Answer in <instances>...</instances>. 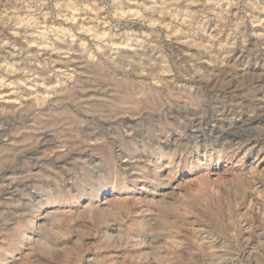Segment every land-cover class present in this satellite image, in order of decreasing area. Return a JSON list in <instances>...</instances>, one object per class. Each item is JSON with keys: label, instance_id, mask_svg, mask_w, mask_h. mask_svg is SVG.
Here are the masks:
<instances>
[{"label": "rangeland", "instance_id": "rangeland-1", "mask_svg": "<svg viewBox=\"0 0 264 264\" xmlns=\"http://www.w3.org/2000/svg\"><path fill=\"white\" fill-rule=\"evenodd\" d=\"M158 90L262 117L226 166L179 168L169 223L143 216L153 168L122 103ZM142 218L170 247L146 254ZM148 261L264 264V0H0V264Z\"/></svg>", "mask_w": 264, "mask_h": 264}, {"label": "bare ground", "instance_id": "bare-ground-1", "mask_svg": "<svg viewBox=\"0 0 264 264\" xmlns=\"http://www.w3.org/2000/svg\"><path fill=\"white\" fill-rule=\"evenodd\" d=\"M160 91H156L157 97L151 92L140 96L127 92V95L122 98V103L127 104V110L130 111L126 121L128 122L127 138L135 149V152H132V158H136L137 161L145 158L146 165L151 162L153 168L151 173L148 171L143 176L145 180L150 181L155 190L152 204L158 208L150 212L145 209L143 216L152 214L169 223L165 219L167 216L164 212L167 211V207L175 209L178 205L176 194L180 184L177 176L179 168L185 167L192 171L197 165H202L208 168V171L214 172L216 169L214 167L226 166L229 164L226 156L232 152L229 148L231 150L235 148L232 138L236 139V135H241L235 130H251L256 124L262 122V117L257 109L232 103L199 105L184 101L161 105L158 103ZM141 133H145L141 141L143 149L140 148L138 140ZM91 143L96 145L100 142ZM237 144L240 145L241 142ZM214 152L217 156H214ZM136 153H139V158ZM194 158L198 163H194ZM112 194L113 192L110 195ZM103 197L107 199L106 192ZM61 202H64V197H56L48 204ZM122 203V201L119 202L118 208L123 206ZM40 204V206L44 205L42 202ZM58 209L57 207V209L47 210L46 215L54 216ZM146 219L141 220L145 227L135 229V234L141 238L138 244L147 250L146 254H152V251L159 253L164 248L170 247L168 243L162 242L161 238L158 240V237L163 235L160 233L162 231L155 233V228L149 229ZM133 220L138 222L136 218ZM151 238L154 240L151 241ZM19 239H25L24 235H20ZM148 263L152 264L150 261Z\"/></svg>", "mask_w": 264, "mask_h": 264}]
</instances>
